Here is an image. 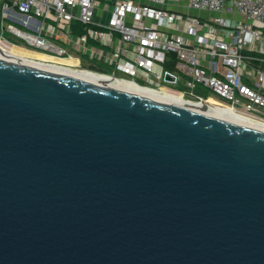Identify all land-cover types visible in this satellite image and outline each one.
Segmentation results:
<instances>
[{
    "label": "water",
    "instance_id": "obj_1",
    "mask_svg": "<svg viewBox=\"0 0 264 264\" xmlns=\"http://www.w3.org/2000/svg\"><path fill=\"white\" fill-rule=\"evenodd\" d=\"M0 264H264V131L0 58Z\"/></svg>",
    "mask_w": 264,
    "mask_h": 264
},
{
    "label": "built area",
    "instance_id": "obj_2",
    "mask_svg": "<svg viewBox=\"0 0 264 264\" xmlns=\"http://www.w3.org/2000/svg\"><path fill=\"white\" fill-rule=\"evenodd\" d=\"M14 47L264 123V0H0V52Z\"/></svg>",
    "mask_w": 264,
    "mask_h": 264
},
{
    "label": "bare ground",
    "instance_id": "obj_3",
    "mask_svg": "<svg viewBox=\"0 0 264 264\" xmlns=\"http://www.w3.org/2000/svg\"><path fill=\"white\" fill-rule=\"evenodd\" d=\"M16 49H18V52H20V53H15L12 50H9V52H8V50H7L6 53L0 52V58L7 59V60L12 61V62H19V63H25V64L39 66V67L46 68V69H49V70H52L55 72L69 74L71 76L81 78V79H85V80H89V81H96V82H99L105 86H109V87H112V88H115L118 90L130 92V93L138 94V95H141L144 97H148V98H152V99H156V100H161V101H165V102L175 104L178 106L198 110V111L213 115L215 117H218L220 119L237 122V123L244 124L247 126H252L254 128H257V129L264 131V123H261V122H258V121H255L253 119H249L246 117H242V116L232 112V110H230L229 108H226V107L216 106V105L215 106H206V105H202V104H195V103L187 102V101L183 100L181 98V96H179V94H176L173 91L169 92L166 89H163L161 92H156V91L150 90V89L145 88V87L137 86L136 84H134L132 82L114 80L108 76L93 73V72L70 71V70L59 69L56 67L38 65V64L23 60V57H25V56H30V57H35V58L36 57L47 58V57L42 55V54L37 55L39 53H33V52H29V51L19 49V48H16Z\"/></svg>",
    "mask_w": 264,
    "mask_h": 264
},
{
    "label": "rangeland",
    "instance_id": "obj_4",
    "mask_svg": "<svg viewBox=\"0 0 264 264\" xmlns=\"http://www.w3.org/2000/svg\"><path fill=\"white\" fill-rule=\"evenodd\" d=\"M105 1H106V0H100V2L103 3V4H104ZM107 1H108V0H107ZM11 50L14 51L15 53H20V52H18V49H16L15 47L12 48ZM37 55H40V54H37ZM166 90L169 91V92H172V91H170V90H168V89H166ZM212 104H213V105H216V106H222V107L225 106V105L223 104V102L218 101V100H215V99L212 101Z\"/></svg>",
    "mask_w": 264,
    "mask_h": 264
},
{
    "label": "crops",
    "instance_id": "obj_5",
    "mask_svg": "<svg viewBox=\"0 0 264 264\" xmlns=\"http://www.w3.org/2000/svg\"><path fill=\"white\" fill-rule=\"evenodd\" d=\"M138 1H142V0H138ZM144 2H147L148 0H143Z\"/></svg>",
    "mask_w": 264,
    "mask_h": 264
},
{
    "label": "trees",
    "instance_id": "obj_6",
    "mask_svg": "<svg viewBox=\"0 0 264 264\" xmlns=\"http://www.w3.org/2000/svg\"><path fill=\"white\" fill-rule=\"evenodd\" d=\"M81 33H83V31H81Z\"/></svg>",
    "mask_w": 264,
    "mask_h": 264
}]
</instances>
